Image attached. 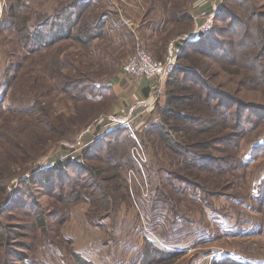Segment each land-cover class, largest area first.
I'll return each instance as SVG.
<instances>
[{"label": "rangeland", "instance_id": "rangeland-1", "mask_svg": "<svg viewBox=\"0 0 264 264\" xmlns=\"http://www.w3.org/2000/svg\"><path fill=\"white\" fill-rule=\"evenodd\" d=\"M23 1L26 8L30 9L32 22L29 23V27L31 24L34 27L40 23L39 20L37 21L39 17L41 19L40 14L52 13L59 0ZM114 1L118 2V8L122 13L129 10L120 0H106L101 6L98 5L99 7L89 8L88 13L93 15L101 10L110 9L112 8L110 2ZM183 1L187 6V1ZM211 2V6L207 0H198L195 4L192 0L189 3L192 25H189L187 32L179 33L178 40H183L189 30L195 28L196 15L202 20L212 8L220 4L221 7L235 10L241 17H246L247 7H251L246 0H211ZM175 3L176 0L171 1V5ZM7 4L8 0L0 16V233H2L0 264H79L78 257L87 260L85 257L91 259V256L99 261L106 259L108 263H117L113 258L120 256L127 244L139 241L141 226L147 222L149 224L147 218H150L154 233H159L157 229L160 230L161 234L157 236L158 238L160 236L159 239L162 241L165 235L162 233V227L159 228L154 224L161 218L158 216L153 221L152 214L142 212L140 203L150 200L151 206L161 205L157 202L161 200L158 193L161 189V181H166V177L174 182V188L169 190L178 198L173 200L174 208L170 200L168 205L174 211L185 213L183 217L188 222H184L187 224L185 230L180 229L184 232L183 238L186 239L189 235L192 237L190 240L186 239L185 244L189 249L197 248V251L182 252L187 256L180 255L168 264H190L198 252L213 254L219 250L229 252L244 262L264 264V199H258V195L262 193L264 198V123L258 129L248 131L241 141L238 157L244 167H241L233 177L229 176L227 180L220 181V178H211L210 175L201 173L211 182L209 187L225 185L216 189L222 191L218 195L205 194L200 188H190L187 184L170 177L171 174H167V170L172 169L200 182L197 176L192 177L187 170L181 167L179 169V165L168 164L166 156L159 147L155 146L157 144L152 142L155 136L145 134L148 128H144L145 126L142 129L135 126L130 129L121 124L115 127L117 130L129 129L130 135H128L133 139L131 146L137 142L141 144L147 156L144 165L147 177L145 179L141 176L136 183H130V169L140 172L134 160L130 165L119 168L124 187L114 192L117 195L123 192L124 194L116 200H111L115 209L111 210L113 212L108 217L102 215L101 211L92 210L94 203L90 196L85 194L86 190L93 188L90 175L85 174L82 169L77 171L70 167L57 173L58 171L53 167L59 159L65 160L68 156L77 159L84 148H89L103 133L111 130L112 110L117 101L112 80L124 78L127 81V78H130L123 73L122 65L138 48L145 49L159 60L169 56V44L173 38L168 46L165 40L155 42L162 32V28L156 25V22L164 16L161 3L157 2V8L152 11L154 18L158 20L147 19L148 22H154L152 25L154 29L141 26L139 34L146 35V40H141L138 34L137 42L132 41L133 49L129 55L118 48L114 39L108 42L106 38H100L108 42H106L107 46L100 49L95 40L90 51L83 57L80 53L82 48L78 51L75 46L68 48L64 46V51H57V53L61 52L57 55L51 51L59 47L39 45L36 53L32 55L28 53L26 61L22 59L27 53L21 48L23 42L20 34H17L15 29L2 27ZM251 4H255V8L260 12L264 11V0H253ZM108 15L113 17L112 14ZM168 15L170 16L166 13L165 17ZM225 22L215 21L221 28L226 25ZM171 26L169 25L168 30ZM154 30L157 32L153 39L149 34H153ZM177 30L180 31L179 27L175 29ZM173 32L174 29L168 34L169 38ZM47 33L50 35L49 31ZM120 34L125 36L124 30L120 31ZM218 38L220 40L221 37ZM194 40L197 38L186 41ZM158 45L166 46L162 57L155 51ZM67 57L70 64L63 69V73L70 76L87 75L97 87L104 83L111 85L110 95H106V105L104 101L88 100L91 99L90 95H87L88 99L82 97L80 100H75L68 94L55 91L44 97L43 92L55 80L56 63L61 61L67 63ZM81 62L89 68L82 70L81 68L85 67L80 65ZM206 65H211L208 74L212 76L214 84L220 83L227 90L235 88L234 81L237 80L229 73L223 72L218 65L210 61ZM9 80L11 85L6 88L5 82ZM165 91L166 84L162 94H165ZM239 94L248 101L264 103L261 92L246 91ZM164 99L158 97L152 110L156 111L157 102L162 103ZM38 100L45 108L44 113H40V110L35 108ZM149 101L150 97L146 98L145 105L135 111L138 114L136 120L153 112L148 113L145 110ZM50 122H53L54 126L57 123L62 129L61 138L57 141ZM101 155L99 153V156ZM79 161L89 165L98 163L95 157L91 160L81 158ZM45 176L48 180L44 179ZM166 188L168 190V187ZM72 192L75 194L80 192L86 196L83 201L77 200L71 196ZM40 217H44L45 220L43 227L39 223ZM175 225L170 222L169 227L174 229ZM153 232L151 234L157 238ZM174 232L176 231L173 230ZM109 243L111 244L108 245ZM157 244L162 246L160 243ZM18 256L23 259L19 260Z\"/></svg>", "mask_w": 264, "mask_h": 264}, {"label": "trees", "instance_id": "trees-1", "mask_svg": "<svg viewBox=\"0 0 264 264\" xmlns=\"http://www.w3.org/2000/svg\"><path fill=\"white\" fill-rule=\"evenodd\" d=\"M157 1L161 3L164 16L161 21L156 22L157 27L162 28V32L155 42L165 40L168 46L174 36L185 33L189 25H192L193 19L188 7L192 0H185L187 6L183 0H176L174 5H171L172 0H151V7L148 8L143 21L144 27L151 30L154 29L152 27L154 22H148L147 19L154 18L152 11L156 9ZM252 1L246 0V3L251 5L247 7L246 17H241L235 10L222 6L216 16V23L226 21V25L221 28L215 23L209 35L200 36L190 42L181 40L176 44L182 51L167 80L166 91L163 94L164 102L156 104L159 120L152 122L145 131V134L155 136L152 142L157 144L155 146L159 147L166 156L168 164L179 165V169L181 167L187 170L192 177L197 176L200 182L172 169L171 172L167 170V174H171L170 177L174 180L177 179L190 188H200L209 195L220 194L222 191L216 189L225 185L209 187L211 182L201 173L210 175L211 178H220V181L227 180L229 176L233 177L241 167H244L238 157L241 141L248 131L256 130L264 123V103L248 101L239 94L246 91L261 92L264 96V11L257 10L255 4H251ZM92 7L94 6L90 0H59L52 13L40 14L41 19L40 17L37 19L40 23L34 27L31 24L29 27V23L32 22L30 9L26 8L24 1L8 0L2 27L15 29L17 34H20L23 42L21 48L27 53L22 58L24 61L27 60L28 53L30 55L36 53L39 45L59 47L51 51L55 54L57 51H64V46L66 48L75 46L78 51L82 48L80 53L83 57L90 51L92 43L97 38H107L108 33L106 35L103 33L106 25L103 23V16L112 14L106 9L91 15L88 9ZM166 13L170 16L165 17ZM169 25H172L170 30H168ZM178 27L179 32L175 31ZM173 29V37L169 38L168 34ZM156 32L157 30H154L153 34H149L150 38L154 39ZM218 37H221L220 40ZM141 40H146V35H142ZM165 47L156 46L155 51L158 56L162 57ZM67 51L69 53L68 49ZM60 53L58 52L57 55ZM66 61L67 63L64 61L56 63L55 80L43 92L44 97L55 91L68 94L75 100H80L82 97L88 99L87 95H90L91 99L88 100L104 101L106 105V95H110L111 85L104 83L97 87L87 75L70 76L63 73V69L70 64L68 57ZM208 61L218 65L223 72L235 78L237 80L234 81L235 88L227 90L220 83L214 84L212 76L208 74L211 66L206 65ZM80 65L85 67L81 68L82 70L89 68L83 62ZM5 84L6 88H9L11 81ZM110 97L112 99V96ZM36 104L35 108L40 110V113H44L42 102L38 100ZM41 123H44L43 120ZM50 126L54 131L55 141L59 140L62 129L57 123L54 126L53 122H50ZM128 134L129 130L125 128L109 130L89 148H84L77 159L68 156L65 160H57L53 166L57 173L70 167L77 171L82 169L85 174L90 175L93 188L86 190L85 194L90 196L94 203L92 210L101 211L105 217L110 216L113 212L111 210L115 209L111 200H116L124 194L123 192L117 195L114 191L124 187L119 168L132 163L129 148L133 139ZM99 153L104 154L99 156ZM92 157H95L98 163L89 165L79 161L81 158L91 160ZM50 171L52 172V169ZM44 179L48 180L47 176ZM41 183L45 182L41 181ZM173 188L174 182L166 177V181H161V189L158 193L162 201L166 203L168 200L171 201L172 208L175 207L173 200H178L177 195L169 190ZM85 194L72 192L71 196L83 201ZM258 196V199H264L263 193ZM44 221V217L39 218L40 226L45 225ZM180 255H182L181 250L166 249L146 240L143 260L140 264H168ZM18 258L23 259L21 256ZM77 259L78 262L80 261L79 264H93L80 257ZM215 264L249 263L224 257L215 261Z\"/></svg>", "mask_w": 264, "mask_h": 264}, {"label": "crops", "instance_id": "crops-1", "mask_svg": "<svg viewBox=\"0 0 264 264\" xmlns=\"http://www.w3.org/2000/svg\"><path fill=\"white\" fill-rule=\"evenodd\" d=\"M105 1L106 0H90V3L94 7H96V5L101 6V4L103 2L105 3ZM120 1L124 3L125 4L124 6L127 7L129 10L122 13L118 8V2L116 1L112 3L110 2L112 8L110 9L107 8V10L112 12L113 17H109L108 14L110 13L103 16V23L106 24L105 27L103 28V33L104 35L108 33V36L106 38L108 42L109 41L111 42V40L114 39V41H116L114 43L118 45V48H121V50H124L125 51L124 54L129 55L133 49L131 48V44L133 47L132 41L134 40V42H137L136 37H138V34L140 33L139 30L141 26L144 27L143 25L144 16L146 15L148 8L151 7V0H120ZM145 1L147 3H145ZM197 1L198 0H194L193 4H195ZM207 2H209L210 3L209 6H211L212 4L211 0H207ZM198 18L199 17L196 15V17L194 18V23H197L198 20H200ZM122 30H124L125 36H123V34L122 35L120 34V31ZM190 31L192 30L190 29L188 34L191 33ZM141 36L142 35L139 34V38H141ZM178 39L179 37L177 35V36H174V38L171 40L169 44V53H168L169 55H171V53H173V51L176 50V47H177L176 44L180 41ZM101 40L102 39L97 38L95 42L97 47H99L100 49L104 47L107 42L105 40H102V41ZM98 41H101V42H98ZM154 85H155V81L149 78H127V81L124 78H115L114 80H112V86L116 93L117 101L112 110L113 115H111V120H112V123L110 126L111 130L114 129L119 124H121L130 115L134 116L135 119L133 121L135 122L133 123H135L134 126L137 127L138 129H142L144 126H145L144 128H146L152 122H156L159 120V115L156 113V111H153V110L152 111L155 112L154 114L153 112H151L150 114L143 115L142 117H139L138 120H136L138 117V114H136L135 111L138 110V108L140 109L141 106L145 105L146 98H149L153 90L155 89ZM159 98H162L163 100L164 99L163 94H161ZM149 202L150 200L141 201L140 205L142 208V212L144 211L148 215L152 214L153 221L158 216L161 218V219H158L157 223H154V224H156L157 227L159 226V228L162 227V233L165 234L163 237L161 236L163 242L159 239L160 236L159 238L157 236V234H161L160 230L157 229L159 233H154L152 230L153 227L151 226V223H150V218H147L150 226L148 222L147 224L145 223L144 226H141L142 228H141V231L139 232L140 233L139 241L138 242L135 241L133 242V244L132 243L127 244L125 247L126 249H123L121 251L120 256L113 258L114 260H117L116 261L117 263H112V264H140L143 260L144 246H145L146 240L152 241L156 244L160 243L162 245L161 247L163 248L171 249V250L178 249V250H181L182 252H185V251L193 252L197 249L196 247H191L190 249L188 248L189 246L186 245L185 242L187 240H190L192 237L189 235V237H187L186 238L187 240H186L185 238H183L184 232L180 230V229L185 230V227L187 225L184 223L186 221L185 217H183L185 213L177 211V210L175 211L172 210L171 207L168 205V203L162 200L157 201V202H160L161 205L154 204V206H151ZM163 203L166 204L167 206H165ZM155 207H158V209ZM170 222H173L176 224L175 225L176 227L174 229L169 227ZM173 230L176 231L177 233L176 232L173 233ZM199 231L201 232L202 229H200ZM151 232H153L154 235L157 236V238H154ZM175 234L177 235L175 236ZM110 244L111 243H109L108 245ZM182 256H187V255L185 253V254H182ZM195 257L196 258H194V260H192L190 264H215V261L222 259L224 257H232L235 260L244 262L240 258H236V256L231 255L229 252H224V250H219L213 254H202L198 252L195 254ZM85 258L87 259V261L92 262L94 264H111V263H108L106 259L99 261V259L92 257V256H91V259L87 257ZM246 262L249 264H252V262L250 261H246Z\"/></svg>", "mask_w": 264, "mask_h": 264}, {"label": "built area", "instance_id": "built-area-1", "mask_svg": "<svg viewBox=\"0 0 264 264\" xmlns=\"http://www.w3.org/2000/svg\"><path fill=\"white\" fill-rule=\"evenodd\" d=\"M6 0H0V16L5 7ZM221 4L212 8L210 12L195 24V28L191 31L190 34L186 35L183 40L196 39L200 36L209 35L214 28L216 16L219 13ZM182 51L181 48L176 47V50L171 53L165 59H156L150 52L146 51L143 48H138L122 65V70L125 76L130 78H149L155 81V89L150 96L149 105H146V111L150 113L155 107V103L160 94H162L164 86L173 70V67L176 65L177 57ZM154 106V107H153ZM153 107V108H152ZM151 108V109H150ZM134 116L130 115L126 118L121 125L126 126L130 129L134 127L133 120ZM130 154L132 160H134L135 165L140 170L137 172L135 169L131 168L130 173V183H136L139 177L143 176L145 179L147 177L146 169L144 167L147 156L141 144L137 142L134 143L130 148Z\"/></svg>", "mask_w": 264, "mask_h": 264}]
</instances>
